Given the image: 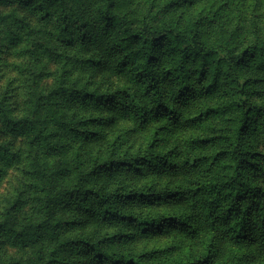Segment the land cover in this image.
I'll return each mask as SVG.
<instances>
[{
	"label": "clouds",
	"instance_id": "clouds-1",
	"mask_svg": "<svg viewBox=\"0 0 264 264\" xmlns=\"http://www.w3.org/2000/svg\"><path fill=\"white\" fill-rule=\"evenodd\" d=\"M0 18V264L115 258L97 242L151 229L195 264H264L246 192H264V0H14ZM36 224L46 238L23 235Z\"/></svg>",
	"mask_w": 264,
	"mask_h": 264
},
{
	"label": "trees",
	"instance_id": "trees-1",
	"mask_svg": "<svg viewBox=\"0 0 264 264\" xmlns=\"http://www.w3.org/2000/svg\"><path fill=\"white\" fill-rule=\"evenodd\" d=\"M23 4H27L29 0H20ZM0 23H3V18H0ZM243 187V185H241ZM246 192L251 193L253 197L259 199L261 195H264V192H262L261 189L256 188L255 190L248 188L246 189ZM135 198V194H130ZM143 195V194H141ZM51 203V201L49 202ZM117 221H114L111 215H101V218L98 220V223L100 224H111L116 223ZM157 229H151L150 233L157 232ZM31 232L36 239H40L42 236H45L46 233L49 232V229L42 226L41 224H36L35 227L30 228L26 230V232L23 234L24 236H27L28 233ZM0 233H5V225L0 224ZM149 233V234H150ZM129 233L124 232H117L112 235H106L103 238L102 242H97L96 247L99 248H116L119 250V254L115 257H106L103 251L99 252L100 259L96 258V254L81 249L77 252L78 255H83L87 257L85 260L80 261L79 264H195V259L192 258L191 254H187L185 257H178L177 259H174L169 262L160 261L158 260L157 253L160 252L159 250H152L149 252H130L123 249H120L118 247V243L122 239H126L129 237ZM17 237H21L20 233H17ZM46 238V236H45ZM257 239H260V237H257ZM0 243H3V241H0ZM240 243L246 244L247 241H241ZM243 255L239 256L236 260V264H241ZM214 260L208 261V264H212Z\"/></svg>",
	"mask_w": 264,
	"mask_h": 264
},
{
	"label": "rangeland",
	"instance_id": "rangeland-1",
	"mask_svg": "<svg viewBox=\"0 0 264 264\" xmlns=\"http://www.w3.org/2000/svg\"><path fill=\"white\" fill-rule=\"evenodd\" d=\"M13 2L14 0H0V6ZM20 3L23 4L21 1ZM196 240L197 238L194 237L188 243L194 245ZM118 247L126 251L139 253L159 250L160 252L157 253V258L158 260L165 262H169L177 259L178 257H185L187 254H191L187 243L182 246L174 245L169 241H163L162 239L151 235V233L146 235L143 239H122L119 241ZM212 264H215V262ZM241 264H249V257L247 255H243Z\"/></svg>",
	"mask_w": 264,
	"mask_h": 264
}]
</instances>
